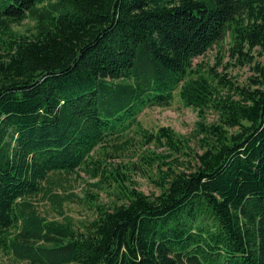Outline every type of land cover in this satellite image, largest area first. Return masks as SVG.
<instances>
[{"label": "trees", "instance_id": "trees-1", "mask_svg": "<svg viewBox=\"0 0 264 264\" xmlns=\"http://www.w3.org/2000/svg\"><path fill=\"white\" fill-rule=\"evenodd\" d=\"M24 19L30 31L10 30ZM226 31L241 57L264 52V0H0V250L26 264H264V90L189 68ZM175 90L218 116L198 123L192 171L168 163L157 196L128 189L83 233L37 214L48 174L85 164ZM141 135L176 150L165 128Z\"/></svg>", "mask_w": 264, "mask_h": 264}, {"label": "rangeland", "instance_id": "rangeland-1", "mask_svg": "<svg viewBox=\"0 0 264 264\" xmlns=\"http://www.w3.org/2000/svg\"><path fill=\"white\" fill-rule=\"evenodd\" d=\"M32 24L31 20L24 19L12 24L10 30L25 34L31 30ZM231 46L232 41L226 31L201 55L191 60L190 74L203 75L213 82H216L218 76L232 87L264 90V81L255 68L256 64L264 63V52L257 47L251 50L244 47L242 52L248 56L241 57L231 50ZM217 92L218 95L228 94L237 99L233 89L217 87L214 94ZM135 121V125L132 124L120 135L95 146L86 163L74 171L48 174L42 183L43 191L30 198L37 214L48 221H67L74 232L83 233L88 222L96 216L95 206L110 209L118 205L123 202L128 189L153 199L162 190L158 178L168 163L173 172L186 174L193 170L198 162L196 156L206 148L202 146L203 134L198 129V123L216 124L218 116L210 107H204L198 112L184 105L175 90L167 106L146 107ZM160 128H165L174 138L172 140L176 150L165 145L163 138L159 142L144 141L142 130L157 134ZM227 129L228 134L235 131ZM110 139L119 146L113 145ZM90 160L94 161L89 163ZM95 167L99 171L103 169L107 174L102 178L100 175H91V169ZM0 264L26 263L0 250Z\"/></svg>", "mask_w": 264, "mask_h": 264}]
</instances>
